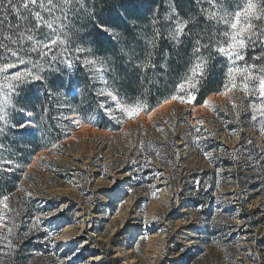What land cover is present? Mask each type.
Listing matches in <instances>:
<instances>
[{
    "label": "rangeland",
    "instance_id": "obj_1",
    "mask_svg": "<svg viewBox=\"0 0 264 264\" xmlns=\"http://www.w3.org/2000/svg\"><path fill=\"white\" fill-rule=\"evenodd\" d=\"M257 15L247 0L231 20L234 32H249L241 17ZM9 84L0 83V103L15 116ZM258 91L264 95V80ZM247 94L229 89L236 107L222 95L211 98L212 107L173 102L135 120L114 111L118 130L98 127L95 114L87 122L70 116L69 137L17 169L19 188L7 210L0 205V262L72 264L70 247L80 241L76 264H264V104ZM78 119L97 129L81 131ZM20 129L40 133L37 126ZM62 202L68 206L60 215L70 223L60 229L44 212ZM37 215L41 230L9 250L7 228L14 226L15 240Z\"/></svg>",
    "mask_w": 264,
    "mask_h": 264
},
{
    "label": "snow or ice",
    "instance_id": "obj_2",
    "mask_svg": "<svg viewBox=\"0 0 264 264\" xmlns=\"http://www.w3.org/2000/svg\"><path fill=\"white\" fill-rule=\"evenodd\" d=\"M195 2L198 5L206 3L208 7L215 8L217 0H195ZM252 2L257 9L258 15L252 19L241 17V23L251 26V30L245 34L235 33L230 22L235 19V13L241 11L243 7L235 10L234 15L230 19L218 17L215 12H208L207 8H202L201 15L208 24L207 31L196 33L195 35H193L191 29H188L187 32L185 31L188 27V20L181 19L174 4L170 5V14L163 17L153 16L152 25L157 30L154 33L153 40L149 41V43L155 46V41L165 35V32L159 30L160 28H164L166 31L173 29L167 36L172 46L180 48L183 46L185 39L191 40L190 55L195 59H190L187 62L184 74L177 78L167 95H164L162 99L156 100L155 103H144L128 100L122 96L120 89L115 86V80H113L112 84H109L107 75L110 67L105 68L103 66L104 61L98 58H88L89 56L95 57L91 46L82 47L77 43L81 37L83 28L82 26L77 27L73 23V19L79 16H87L89 19L95 20L94 0H0V49H2L0 50V56L7 53L9 59L13 60V62L5 60L3 65L0 66V73L5 74V78L9 81L15 82L9 84V90L13 94L11 112H23L26 116L34 115L33 112L19 106L16 98L20 95L22 86L32 81H43L45 77L42 74L34 75L31 71L24 72L19 69H17L15 75H11L7 73V70L12 69L16 64L27 67L24 59L20 56L21 51L25 55L29 51L38 52L41 58H43L52 53V45H59L60 52L51 54L49 57L50 62L46 61L48 67L50 68L52 63H63L69 70L76 68L83 69L87 73L88 80L94 83L97 79L102 81L103 88L97 91L96 87H93L95 96L99 98L96 102V108L109 119H116L117 123H121L122 121L114 116V111H118L119 115L125 119L131 118L135 120L138 119L141 113L151 116L163 105L170 102L191 103L193 106L212 107L210 101L213 94L228 97L233 102V107H236L235 97L226 96V94L229 92V89L234 91L239 88L242 90L245 86L250 90L247 95L251 96L255 92L259 97V105L264 104V95H261L258 91L261 80H264V0H261L260 4H257L255 0H252ZM222 18L226 26L223 31L216 27L215 31L217 35L213 39L214 24L218 25ZM254 19L259 20L260 24H254ZM96 26L101 31L107 32L109 36L115 37L117 40L120 39L116 29L105 24H100L98 21H96ZM42 29H48L49 31L47 34H44ZM257 45H259L261 50L260 55L252 59H259L261 61L260 64H248L245 61L242 66L239 65V61L245 60L247 48L249 46L255 48ZM44 49L48 51L45 52ZM205 52H207V56H205ZM165 55L167 56V53ZM218 58H223L224 62L222 84L215 91L201 97V89L212 72L214 62ZM108 64L110 65L111 62L108 61ZM148 66L147 64H135V67L140 68L142 72L146 71ZM33 67L39 69L40 64L33 63ZM151 67L155 68L156 64H151ZM161 67L167 70V62L162 64ZM236 73H243L244 75H236ZM249 73L254 77H259V79H245ZM72 74L73 72L70 71L69 76ZM237 77L240 79L239 84L237 83ZM49 95H52V93L49 92ZM248 105L255 110L256 103L252 99L248 101ZM130 113L132 114L131 117ZM238 114L239 109H237ZM252 118L255 119V115ZM33 126L38 127V124L32 121H26L20 125L15 124L11 115L3 107V104L0 103V136L6 137L7 132H11L16 128ZM247 143L251 144L252 141L248 140ZM57 146L53 145V147ZM241 147H243V144H241ZM24 166L25 164L19 159L18 151H16L13 144L6 145L0 142V182L5 179L6 175L17 169L22 170ZM28 166L30 167L31 165L29 164ZM0 201L6 203L7 207L4 210H7L9 208V196L3 195ZM67 206L68 202H62L57 207L45 211V217H56L55 220H49V224L62 229L64 224L70 223L67 221L66 216L60 215L64 213V209ZM0 215L4 217V212L0 211ZM42 223L40 216L37 215L36 219L32 222V227L28 231H25L23 236H19L15 240L12 237L14 226L8 227L7 248L11 250L17 247L19 242L27 238L33 229L37 231L41 230L39 225ZM46 235H48V239L45 241L47 244L50 243L52 238L50 230L46 232ZM56 235H60V232H57ZM142 238L148 239L146 236ZM4 239L3 235H0V240ZM65 239H70V237H65ZM76 243L78 247H70L71 254L68 256V261H72V264H76L73 257L78 255L83 244L80 241ZM0 247H3V245H0ZM60 264H65V262L61 260Z\"/></svg>",
    "mask_w": 264,
    "mask_h": 264
},
{
    "label": "trees",
    "instance_id": "obj_3",
    "mask_svg": "<svg viewBox=\"0 0 264 264\" xmlns=\"http://www.w3.org/2000/svg\"><path fill=\"white\" fill-rule=\"evenodd\" d=\"M94 3L95 20L89 19L87 16H79L73 19V23L77 27L82 26L83 28L77 43L82 47L91 46L95 57L89 56L88 58H98L104 61L103 66L105 68L110 67L107 75L109 84L115 80V86L120 89L122 96L128 100L155 103L156 100L162 99L164 95L170 92L177 78L184 74L187 62L195 58L190 55L191 40L185 39L180 48L172 46L167 36L173 29L166 31L164 28H160L159 30L165 32V35L155 41V46L149 43L153 40L157 30L152 25L153 16L163 17L170 14V5L174 4L181 19L188 20V27L185 31L191 29L195 35L207 31L208 24L201 15L202 8H207L208 12H215L217 16L222 15L227 18V15L233 16L235 10L244 8L247 0H217L215 8L208 7L206 3L198 5L195 0H94ZM96 21L116 29L120 39L117 40L115 37L109 36L107 32L101 31L96 26ZM225 26L223 20L218 25L214 24L213 39L217 35L215 28L218 27L223 31ZM48 31V29H42L44 34H47ZM51 48L52 53L60 52L59 45H52ZM44 51L47 52L48 50L44 49ZM246 51L245 60L239 61L238 64L242 66L247 61L248 64L259 65L261 62L259 59H252L260 55L259 45L255 48L249 46ZM52 53L41 58L38 52L29 51L25 55L21 51L20 56L24 59L27 67L16 64L12 69L7 70V73L11 75H15L19 69L24 72L31 71L34 75L42 74L45 77L43 81H32L22 86L20 95L16 98L19 106L34 113L35 118L32 119L30 116V120L38 124L40 133H35L30 129L16 128L7 132L6 137L0 136V142L6 145H10V141L16 139L13 146L25 165L31 161L36 153L50 149L53 145L69 137L70 129L73 127L69 117L72 115H77L82 121L87 122L91 115L95 114L97 116L95 124L101 129L118 130L120 128L119 124L115 125V119H109L96 108V102L99 98L95 96L93 87L95 86L98 91L102 85L96 81L94 83L88 80L87 73L81 68L74 69L71 76H69L70 70L63 63H52L49 68L47 62H50L49 57ZM205 56H207V52H205ZM5 60L13 62L5 53V55L0 56V66ZM108 61L111 62L110 65ZM165 62L168 65L167 70L161 67ZM33 63H39V69L34 68ZM137 63L149 66L146 71L142 72L140 68L135 67ZM153 63L156 64L155 68L151 67ZM223 71V58H218L201 89V97L221 86ZM236 75L244 74L236 73ZM237 78V82H240L239 77ZM245 79L253 80L255 78L249 73ZM0 83L15 82L9 81L5 78V74L0 73ZM244 88L249 93L250 90L246 86ZM74 89L78 93L73 95ZM49 92L52 95H49ZM10 94L13 99L12 92ZM254 95H256L255 92L250 97ZM11 117L17 125L27 121L23 112H15V116L12 114ZM26 135L30 137L23 142V137ZM14 136L15 138H12ZM22 172L14 170L0 182V199L3 195L10 197L18 190ZM2 203L3 201H0V205Z\"/></svg>",
    "mask_w": 264,
    "mask_h": 264
},
{
    "label": "bare ground",
    "instance_id": "obj_4",
    "mask_svg": "<svg viewBox=\"0 0 264 264\" xmlns=\"http://www.w3.org/2000/svg\"><path fill=\"white\" fill-rule=\"evenodd\" d=\"M220 96H222V95H212V97H220ZM173 102H170V103H168V104H165V105H163L160 109H158L156 112H154L151 116H146L147 118H150V117H152L155 113H157L158 111H160V110H163L164 108H166L167 106H169L170 104H172ZM204 106H200V107H197V108H195V109H200V108H203ZM35 117L34 116H32V119H34ZM30 121H32L33 122V120H30ZM79 128H80V130L81 131H85V130H87V129H97V128H94V127H92L91 125H88V124H84V123H80V126H79ZM104 142H101L100 143V146L102 145V147L104 146ZM43 153V152H42Z\"/></svg>",
    "mask_w": 264,
    "mask_h": 264
}]
</instances>
